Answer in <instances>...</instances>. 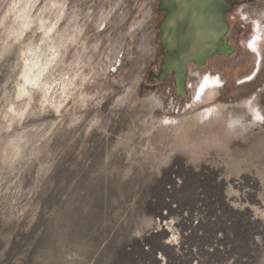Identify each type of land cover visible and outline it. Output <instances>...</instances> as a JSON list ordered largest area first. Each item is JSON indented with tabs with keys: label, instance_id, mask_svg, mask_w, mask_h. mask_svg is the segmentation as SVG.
I'll list each match as a JSON object with an SVG mask.
<instances>
[{
	"label": "rangeland",
	"instance_id": "374dc122",
	"mask_svg": "<svg viewBox=\"0 0 264 264\" xmlns=\"http://www.w3.org/2000/svg\"><path fill=\"white\" fill-rule=\"evenodd\" d=\"M13 1L0 0V39ZM48 1L39 0L35 14ZM224 1L223 43L233 52L204 67L192 62L185 96L174 75L159 79L162 0H68L88 45L82 72H96L85 109L72 97L54 109L58 82L52 103L42 104L38 91L24 115L5 118L10 103L23 101L17 50L0 59V264H264V46L260 71L249 47L255 18L264 29V0ZM36 28L25 45L40 39ZM74 55L72 48L65 60ZM54 67L58 77L62 65ZM206 75L222 81L218 97L192 110ZM216 106L222 130H236L226 144L216 134L198 139L193 160L174 128L160 136L161 121ZM18 137L12 156L5 150Z\"/></svg>",
	"mask_w": 264,
	"mask_h": 264
},
{
	"label": "bare ground",
	"instance_id": "6f19581e",
	"mask_svg": "<svg viewBox=\"0 0 264 264\" xmlns=\"http://www.w3.org/2000/svg\"><path fill=\"white\" fill-rule=\"evenodd\" d=\"M38 2L39 0H14L7 12V15H13L12 22L9 21L11 23L5 26L4 33L2 35V38L0 39V59L5 57L7 54H11V52L15 48L18 52L17 59L19 65H17L20 67L19 79H17L16 83L17 91H15L16 101L23 102L21 104H18L17 102H12L9 104V107L7 109L8 111L4 113V116L5 118H9L10 120L17 118L20 115H24L22 114V112L25 113L23 110H25L29 106L30 101L35 98V94L38 91H40L42 94V98L39 99L42 104L51 101L54 97L52 98L50 90H52L58 82L60 83L61 87L60 96L59 98L57 97L58 99L54 104V109L56 108L57 110H59L63 108L71 97L73 98V101L75 103L79 104L80 108L84 107L85 109L89 100L92 99L88 93L84 92V89L88 84L91 83V81L93 82L96 72H82V69L84 67L83 65L86 64L85 52L88 51V45L86 44L87 42H83L82 39V36L84 35V26L79 21V15L74 12L70 17H68V0H49L47 3H45L44 7L41 8L37 14H35V9ZM105 19L107 18H105L104 15L100 17V28L102 27V25H105ZM65 20L67 24L65 23ZM254 20L253 28L256 30V35L255 38L250 42V44L252 45L250 49L257 52L258 56L260 57L258 69V71H260V68H262L261 65L263 59L264 29H261L262 20L260 18H255ZM64 23L66 25L64 27H61ZM142 24L143 23L140 22L139 26H141ZM33 25H37L36 31L41 32L40 39L37 42L25 45L23 39ZM228 30L222 34L221 31H219L217 28L213 29L212 33L207 35L203 39V43L206 46L207 44L221 41L220 45H222ZM226 45L227 47H229L227 43ZM72 48H74L75 55L73 56V60L71 62H68L65 60V58ZM206 48L207 47L203 48L202 53L207 50ZM232 52L233 50L231 49L230 51H225L224 54L221 55H230ZM209 59L206 61V65ZM57 64L62 65L60 71L58 70V77L54 74V66ZM221 82L222 81L219 78L211 75L200 76L198 79V83L195 84L196 86L194 85V101L190 109L193 110L194 108L206 106L207 104H211L212 102H214L218 97L220 85L222 84ZM128 94L129 92L127 91L125 93V96L127 97ZM153 99L154 107L160 108L162 104L161 100L157 97ZM241 105L254 112V108L252 106L251 107L253 109L250 107L249 101H245ZM219 108H217L216 106V108H209L199 113L191 112V110L188 113L186 112L185 116L183 117L184 119H182L181 121L178 120L176 124H171L168 121H161L162 126L159 132L160 136H166L169 129L171 130V128H174L175 131L182 137L184 150L192 155L193 160H196L198 159L196 156L200 149L199 145H197L196 140L205 138L210 134H216L219 137V143L221 145H224L227 143V140H229L231 136L228 133H230L231 131L233 133L235 130L230 129V131L228 132L226 130L227 127L225 128V126L223 127L225 128L227 133L224 132L225 130H222V124L224 123H222L221 118H224V114ZM257 112L253 113L254 118L259 117V114ZM22 140V137L13 139L8 143L5 151H7L8 149L11 151L12 156L18 155L21 150Z\"/></svg>",
	"mask_w": 264,
	"mask_h": 264
},
{
	"label": "water",
	"instance_id": "95a60500",
	"mask_svg": "<svg viewBox=\"0 0 264 264\" xmlns=\"http://www.w3.org/2000/svg\"><path fill=\"white\" fill-rule=\"evenodd\" d=\"M226 7L224 0H162L160 10L166 14L161 24L164 59L159 79L174 75L179 95L186 94L187 69L192 62L204 67L212 55L232 49L226 42L203 43L213 29L222 34L228 30ZM204 47L207 50L202 53Z\"/></svg>",
	"mask_w": 264,
	"mask_h": 264
},
{
	"label": "flooded vegetation",
	"instance_id": "af4514ba",
	"mask_svg": "<svg viewBox=\"0 0 264 264\" xmlns=\"http://www.w3.org/2000/svg\"><path fill=\"white\" fill-rule=\"evenodd\" d=\"M227 7H228V5H227ZM165 14H166V12H165ZM164 17H165V16H164ZM228 31H229V30H228ZM227 34H228V32H227ZM227 34H226V35H227ZM225 37H226V36H225Z\"/></svg>",
	"mask_w": 264,
	"mask_h": 264
},
{
	"label": "snow or ice",
	"instance_id": "6c2138e0",
	"mask_svg": "<svg viewBox=\"0 0 264 264\" xmlns=\"http://www.w3.org/2000/svg\"><path fill=\"white\" fill-rule=\"evenodd\" d=\"M249 47H252V45L250 44Z\"/></svg>",
	"mask_w": 264,
	"mask_h": 264
}]
</instances>
